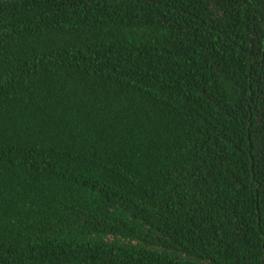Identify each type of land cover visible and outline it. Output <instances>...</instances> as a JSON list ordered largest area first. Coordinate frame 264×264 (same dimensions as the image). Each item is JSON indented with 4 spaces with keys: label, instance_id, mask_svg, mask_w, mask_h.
Here are the masks:
<instances>
[{
    "label": "trees",
    "instance_id": "trees-1",
    "mask_svg": "<svg viewBox=\"0 0 264 264\" xmlns=\"http://www.w3.org/2000/svg\"><path fill=\"white\" fill-rule=\"evenodd\" d=\"M0 264H264V0H0Z\"/></svg>",
    "mask_w": 264,
    "mask_h": 264
}]
</instances>
